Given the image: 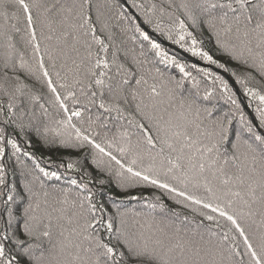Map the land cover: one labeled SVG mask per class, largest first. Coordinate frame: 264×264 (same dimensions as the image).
<instances>
[{"label":"snow or ice","instance_id":"1","mask_svg":"<svg viewBox=\"0 0 264 264\" xmlns=\"http://www.w3.org/2000/svg\"><path fill=\"white\" fill-rule=\"evenodd\" d=\"M128 2L0 0V264H264V86L231 72L250 116L142 27L229 72L187 20L264 79V0H130L142 23ZM33 137L82 155L41 166ZM163 196L203 219L188 227Z\"/></svg>","mask_w":264,"mask_h":264},{"label":"trees","instance_id":"2","mask_svg":"<svg viewBox=\"0 0 264 264\" xmlns=\"http://www.w3.org/2000/svg\"><path fill=\"white\" fill-rule=\"evenodd\" d=\"M121 2L123 3L124 0H121ZM136 2L145 3V4L149 2H154V3L159 4L161 0H136ZM176 2L178 3L179 0H176ZM125 7L127 8L129 13H131L133 16H137L141 20V23H142V18L139 17V13H137L136 9L131 6L130 0L128 3H125ZM186 23L189 24L190 30H192L197 35L198 38L204 39L205 49L208 50L211 54H213L214 58L219 60L221 63L227 64L229 68V72H224L222 69L217 68L215 65H209L207 64V62L201 60L199 57H193L190 53L184 52L182 49L179 48L178 45L172 44L171 41H168L167 39H165L163 36L159 35L158 33H153L151 31L150 26L142 24V27L145 30L149 31L150 35H152L154 39H157V41L161 43L162 47L169 53V55H174L181 63H185L189 66V70L192 71L193 75L196 76L197 79L201 82L200 83L201 92L206 87L212 88L213 85L211 84L209 79L204 77L203 74L198 73L195 69L191 67V65L195 64L197 68H208L209 71L215 72L216 74L223 76L229 82V85L232 88V90L236 93L237 98L241 101V105L244 108L245 112L251 116L254 113L255 102H253L252 106L249 107L248 98L244 95L241 85H239L236 82V78L231 75V72L236 71L237 74L241 76L245 75L248 72H251L252 75L256 77L255 81L252 82V85L257 86V87L264 86V79H262L259 76V74L255 72L254 70L245 68L244 66L240 65L237 62L229 60L227 56L219 53L214 43L212 42V40L209 38V34L207 33V31H205L203 33V36L201 37L200 32L197 29L192 28L190 22L186 20ZM145 46L147 47V45ZM158 66L161 67L162 70L168 72L171 75H175L177 76V78H179L180 74L178 72V69L174 67L165 68L163 65H158ZM185 84H186V87L188 88L192 87L190 80L186 81ZM214 103H217L218 106H220L222 111H227L230 107V105L222 99H217L216 101H214ZM32 139H33L34 148L30 150L35 152L36 157L40 160L41 166H44V167H49V165L46 163L49 156H51L52 160L58 164L60 163L61 159H64L66 162L69 156H71L72 158H76L77 156L82 155V153L80 152H66L64 150H56V149H53L50 151L49 149L42 147L40 142L35 137H33ZM85 151H88V150L85 149ZM21 159L25 160V162L28 163L29 165H31L32 163L31 161L27 160L23 156L21 157ZM8 163L9 165H11L12 163H14V161H9ZM50 170H54V166L53 168H50ZM60 172L62 173L65 172V169H60ZM73 175H74L73 173H67L68 177H71ZM8 178H9V181L13 179V174L11 170H9ZM63 182L64 181L62 180L61 183ZM106 191L116 194L121 199H123L125 195H141L142 194L145 196H150L152 194H157V195L161 194L158 190L151 188L150 186L145 187V188H140V189H133L130 191V193H127V194L120 192L118 189L115 188V186H112L111 188L106 189ZM162 198L164 202L169 206V208L175 209L176 211H179L181 213V218L185 215L190 218H194V219H190L189 221L184 222L185 225H187L188 227L195 228L196 225L200 223V221L203 219L202 217L196 215L195 213H192L190 210L183 209L180 206L174 204L171 200L167 198V196H163ZM127 203L129 207H135L137 210H141L143 208V203L140 201H127ZM204 224H208V222L204 221ZM214 230L219 231V229H214ZM242 248L243 246L241 245V250ZM245 259L247 258L245 257Z\"/></svg>","mask_w":264,"mask_h":264}]
</instances>
